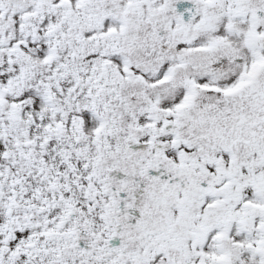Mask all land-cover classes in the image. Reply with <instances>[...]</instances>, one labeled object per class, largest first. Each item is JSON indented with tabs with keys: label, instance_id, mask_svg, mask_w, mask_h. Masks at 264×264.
<instances>
[{
	"label": "snow or ice",
	"instance_id": "6c2138e0",
	"mask_svg": "<svg viewBox=\"0 0 264 264\" xmlns=\"http://www.w3.org/2000/svg\"><path fill=\"white\" fill-rule=\"evenodd\" d=\"M0 264H264V0H0Z\"/></svg>",
	"mask_w": 264,
	"mask_h": 264
}]
</instances>
